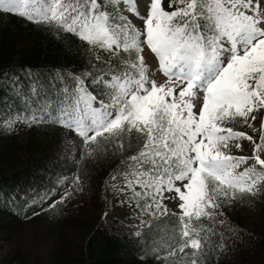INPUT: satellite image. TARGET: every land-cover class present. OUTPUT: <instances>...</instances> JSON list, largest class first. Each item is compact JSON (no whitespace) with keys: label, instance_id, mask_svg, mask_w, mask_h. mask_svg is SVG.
Masks as SVG:
<instances>
[{"label":"snow or ice","instance_id":"snow-or-ice-1","mask_svg":"<svg viewBox=\"0 0 264 264\" xmlns=\"http://www.w3.org/2000/svg\"><path fill=\"white\" fill-rule=\"evenodd\" d=\"M123 6L139 26L122 13L120 0H0L3 12L69 33L89 53L77 71L0 72L6 114L0 132L48 122L69 130L80 159L115 162L104 188L134 208L138 223L128 231L139 259L209 264L242 234L225 218L226 208L264 193V0H123ZM145 47L163 82L150 78ZM258 117V139L232 126L255 133ZM242 138L251 142L250 155L231 151ZM83 179L77 169L65 185L61 174L47 186L10 194L8 203L42 204L61 185L64 201L83 191ZM161 218L163 234L144 241L141 230Z\"/></svg>","mask_w":264,"mask_h":264},{"label":"trees","instance_id":"trees-1","mask_svg":"<svg viewBox=\"0 0 264 264\" xmlns=\"http://www.w3.org/2000/svg\"><path fill=\"white\" fill-rule=\"evenodd\" d=\"M88 60L89 53L82 43L69 33L50 32L43 25L12 13H5L0 22V72L24 66L77 71L85 67ZM4 118L6 114L0 109V120ZM232 126L246 131L244 124L234 123ZM68 131L48 122L26 126V135L22 138L15 131L0 132V232L20 235L18 231L22 225L48 219L49 230L56 235L54 247L46 254H39L36 250L27 252L17 235L10 255L5 253L7 258L11 257L9 264H157L155 260L142 261L137 257L134 240L128 231L133 224L102 217V207L111 203L114 196L113 191L105 190L104 185L115 162L96 163L92 159H80L76 151L73 162L69 163L63 150L79 141ZM247 132L258 139L259 127L255 133L251 129ZM77 160H80L79 164ZM64 163L67 164L65 167ZM77 169L84 178V189L68 197V204L59 201L54 207L42 206L37 212L28 214L27 207L34 203H28L25 198L8 203L10 194L30 186H47L61 174L65 176L66 185ZM93 186L96 190L87 212L81 204V197L87 195ZM62 187L58 186L56 190L62 191ZM237 202L240 204L237 214L234 216L228 206L225 218L242 234L230 237L227 249L221 250L219 257H213L209 264H264V226L260 230H248L240 217L245 206L258 201L246 197ZM166 227L161 218L158 223L143 228L144 241L161 236V230Z\"/></svg>","mask_w":264,"mask_h":264},{"label":"rangeland","instance_id":"rangeland-1","mask_svg":"<svg viewBox=\"0 0 264 264\" xmlns=\"http://www.w3.org/2000/svg\"><path fill=\"white\" fill-rule=\"evenodd\" d=\"M120 10L124 15L129 16V18L132 20L134 24L139 26L142 21L138 18H136L132 13L127 12V10L123 6V0H120ZM141 12H143V6L141 4L140 9ZM5 18V12L0 10V22ZM105 59L107 58V54H103ZM143 55L145 57V63L148 65V74L151 79H155L158 83L163 82L166 77L163 76L161 72L158 71L157 65L158 61L156 58L153 57V53H151L150 50L147 49V47L144 48ZM155 70V71H154ZM197 110L194 107V111ZM261 115H264L262 113ZM258 121L259 117L256 121H253L252 123L258 127ZM250 128L245 125V130H249ZM15 133L20 137H24L26 135V126L25 125H19L16 130H14ZM72 133L69 131V135ZM241 147L239 149H236L234 146L231 147V151H233L237 155H250L251 152V142H249L247 139L242 138L240 140ZM66 154L65 158L68 159L69 163L73 162L75 152L72 151V147L66 146V149L63 150ZM67 164H63V167H65ZM92 179V178H91ZM93 181V180H92ZM85 185H88L87 183ZM96 190L94 186L92 189H88V194L81 197V201H83L81 204L87 208V212L89 211V202L93 198V192ZM63 193L60 191L55 190L54 194L48 198V200L44 201L42 204L35 203L32 205H29L27 207V213H33L36 212L42 205H48L51 203L52 200H58V197L62 195ZM123 194H120L119 196L115 195L112 197L111 203L105 205L102 207L101 214L103 219H111V218H117L126 221L129 224H137L138 220L133 217L134 208L130 207L126 202L121 204L117 203L118 199H122ZM258 202L257 203H251L242 209V212L240 214V217L242 218V222L244 223V226L248 230H260L264 226V193L258 194L257 196L253 197ZM63 202L64 204H68V198H65ZM166 203H169L166 201ZM239 205L237 201L233 202L230 207V212L235 216L238 212ZM171 206V205H170ZM107 213V215H103V213ZM51 225L48 219H41L37 223L29 224L26 223L25 225H22V227L19 228V234H13L10 235L9 233L0 232V259L2 261V264H9L10 258L5 256L9 254L10 248L12 245V242L14 240L17 241L16 236L19 235L20 241L24 242L25 248L27 252H33L38 251L39 254H46L49 252L52 247H54V240L56 235L51 232L50 229ZM71 233L69 234V236ZM4 254V256H2ZM10 255V254H9ZM14 264V263H13Z\"/></svg>","mask_w":264,"mask_h":264}]
</instances>
